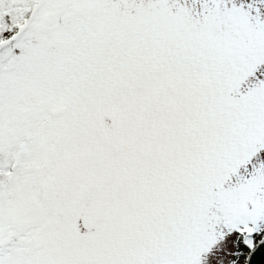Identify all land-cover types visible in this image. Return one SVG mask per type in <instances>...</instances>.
Instances as JSON below:
<instances>
[{"label": "snow or ice", "instance_id": "1", "mask_svg": "<svg viewBox=\"0 0 264 264\" xmlns=\"http://www.w3.org/2000/svg\"><path fill=\"white\" fill-rule=\"evenodd\" d=\"M0 264H264V0H0Z\"/></svg>", "mask_w": 264, "mask_h": 264}]
</instances>
